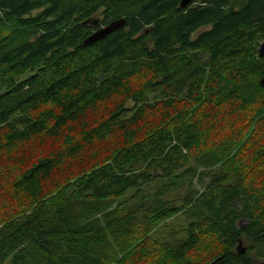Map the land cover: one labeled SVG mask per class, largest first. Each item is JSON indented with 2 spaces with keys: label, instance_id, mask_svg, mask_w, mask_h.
Segmentation results:
<instances>
[{
  "label": "trees",
  "instance_id": "16d2710c",
  "mask_svg": "<svg viewBox=\"0 0 264 264\" xmlns=\"http://www.w3.org/2000/svg\"><path fill=\"white\" fill-rule=\"evenodd\" d=\"M88 19L125 24L84 45ZM263 42L264 0H0V163L46 147L0 166V264H264Z\"/></svg>",
  "mask_w": 264,
  "mask_h": 264
},
{
  "label": "rangeland",
  "instance_id": "374dc122",
  "mask_svg": "<svg viewBox=\"0 0 264 264\" xmlns=\"http://www.w3.org/2000/svg\"><path fill=\"white\" fill-rule=\"evenodd\" d=\"M98 18H99V20H101L100 15H99ZM202 30H204V29L199 30L196 34H198L199 32H201ZM156 95H157L156 93L150 94L146 98L147 101H149V104H151L152 100L156 97ZM132 107H133V103L132 102H128L126 104V106H125V108H128V109H131ZM217 130H218L217 133L219 135H221L223 132H225V130H223V129H217ZM263 133H264V129L262 130V133L261 134H263ZM29 147H30V149H29ZM18 148H21V150H19ZM40 148H42V149L40 150ZM44 148H46V147H44L43 144H36V145H31V146H29V144L19 145L16 149L12 150V152H11L12 154L10 153L11 160L10 161H7V162L0 163V166H3L5 164L10 165V164H13L15 162H18L20 159H24L23 156H25L28 153H31V154L28 155L29 157H32V156L35 157V156H37L39 154H42V151H43ZM25 149H27V150H25ZM23 153H25V155H23ZM85 157H86V154L83 155V156H81L80 158H78L76 160L71 161V163H68V164L65 165L66 167L63 166L62 170H65V168H67V167H69V168H67V170H70L72 167H73V169H75V168L80 169V167L82 165L81 162L83 163V161L85 160L84 159ZM206 157L207 156H203L202 158H198V161L197 162H192V163H190V165L193 166L194 170L203 171V168L205 167L203 165L204 164V159ZM239 159L241 160V163L242 162L243 163L241 164V163H238L236 161H233V164L230 167L231 169L232 168H235V169L238 170V168H239L240 169L239 171L241 172L242 176L244 177V179H246V181L249 182V184H251V183L252 184H255L253 182H257V181L261 180V177H260V174H261L260 171H261V169L259 167L256 168L254 166L249 167L250 166V163H251L250 156H248L246 153H244V155H242V157L239 158ZM229 162H230V159H228V158L227 159H221L218 162H216L217 163L216 166L223 167L225 164H227V165L230 166L231 164H229ZM224 168H227V167H224ZM230 168H229V170H230ZM215 169H217V168H214V170ZM58 176H59V174H58ZM257 185H259V184H257ZM184 191H185V185H181L177 189H175L172 192L168 193L165 196V200H169V201L176 202L177 200H179V197L184 193ZM125 198H126V196L124 198H121V199H117V200H113V201L112 200L106 201V202H104L101 205V208H103V211H110V210H116L117 211V209H121L120 208V206H121L120 205V202L123 199H125ZM182 223H183L182 219H180L179 216H177V217H174V218L170 219L168 222L166 221L165 223H161V224L157 225V227H151L149 229V234H148V239L150 237L151 238V241L145 246V249L144 250H148L150 252L149 255L155 254L154 252L156 251V249H154V247H157L158 245H160L161 241H164L163 238L165 237V230L168 229L169 227L180 226V225H182ZM243 223L244 222H240V225L242 226ZM242 246L245 247V248H247V246H248L244 240H242ZM202 248H203L202 245L199 246L195 250V252L193 253L194 261L197 262V263H201L202 261L206 260L208 258V256H209L208 253H207V251H203Z\"/></svg>",
  "mask_w": 264,
  "mask_h": 264
},
{
  "label": "water",
  "instance_id": "95a60500",
  "mask_svg": "<svg viewBox=\"0 0 264 264\" xmlns=\"http://www.w3.org/2000/svg\"><path fill=\"white\" fill-rule=\"evenodd\" d=\"M190 1L191 0H180V7L181 8L186 7L190 3ZM84 24H90L97 28L90 36H88L83 41L84 45H90L92 43H95L97 41L104 39L107 35L122 28L125 24V20L117 19V20L110 22L108 25L104 27H100V28H98V20H95V19H88L84 22ZM258 53H259V57H264V42L258 48ZM260 84L261 86H264V76L261 78ZM236 251L240 254H243L246 251V248L242 246L241 240L238 241V244L236 246Z\"/></svg>",
  "mask_w": 264,
  "mask_h": 264
},
{
  "label": "bare ground",
  "instance_id": "6f19581e",
  "mask_svg": "<svg viewBox=\"0 0 264 264\" xmlns=\"http://www.w3.org/2000/svg\"><path fill=\"white\" fill-rule=\"evenodd\" d=\"M120 5H121V4H120ZM70 66H71V65H70ZM60 104H61V103H60ZM62 109H63V108H62ZM39 112H40V111H39ZM59 113H60V112H59ZM47 123H48V122H47ZM27 130H28V129H27ZM43 133H44V131H43ZM37 134H38V133H37ZM37 134H36V135H37ZM44 134H45V133H44ZM53 135H54V134H53ZM37 136H38V135H37ZM35 137H36V136H35ZM35 137H34V138H35ZM51 137H52V136H51ZM31 138H32V137H31ZM55 138H57V137L54 136V139H55ZM35 139H36V138H35ZM43 139H44V138H43ZM54 139H53V140H54ZM25 140H26V138H25ZM29 140H31V139H29ZM29 140H28V141H29ZM41 140H42V138H41ZM63 140H64V139H63ZM63 140H62V141H63ZM33 141H34V140H33ZM39 141H40V139H39ZM43 141H44V140H43ZM64 142H65V141H64ZM25 143H26V142H25ZM31 143H33V142H31ZM31 143H30V144H31ZM51 143H52V141H51ZM60 143H61V142H60ZM22 144H23V143H22ZM30 144H29V146H31ZM57 144H58V143H57ZM61 144H62V143H61ZM32 145H33V144H32ZM26 146H27V145H26ZM26 146H25V147H26ZM38 146H39V145H38ZM25 147H24V148H25ZM42 147H43V146H42ZM47 147H48V146H47ZM21 148H22V147H21ZM21 148H18V149L21 150ZM12 149H13V148H12ZM18 149H17V150H18ZM29 149H30V147H29ZM37 149H38V148H37ZM41 149H42V148H40V150H41ZM44 149H45V148H44ZM51 149H52V148H51ZM25 150H27V149H25ZM31 150H32V149H31ZM34 150H35V149H34ZM52 150H53V149H52ZM35 151H36V150H35ZM37 151H38V150H37ZM60 151H61V149H60ZM19 152H20V151H19ZM42 153H43V151H42ZM44 153H45V152H44ZM57 153H58V151H57ZM60 153H61V152H60ZM11 154H12V153H11ZM34 154H35V153H34ZM45 154H46V153H45ZM20 155H21V154H20ZM23 155H25V153H23ZM26 156H27V155H26ZM39 156H40V155H39ZM42 156H43V155H42ZM70 156H71V155H70ZM23 157H24V156H23ZM28 157H29V156H28ZM56 157H57V156H56ZM35 158H36V157H35ZM37 158H38V157H37ZM43 158H44V157H43ZM46 158H47V157H46ZM72 158H73V157H72ZM15 159H16V158H15ZM19 159H20V158H19ZM19 159H18V160H19ZM1 161H2V159H1ZM27 161H28V160H27ZM65 161H66V160H65ZM38 162H39V161H38ZM31 163H33V161H32ZM70 163H71V162H70ZM74 163H75V162H74ZM81 163H82V162H81ZM242 163H243V162H242ZM27 165H28V163H27ZM52 165H53V164H52ZM63 165H65V164H63ZM63 165H62V166H63ZM72 165H73V164H72ZM74 165H75V164H74ZM79 165H80V164H79ZM82 165H83V164H82ZM89 165H90V164H89ZM246 165H247V164H246ZM13 166H14V165H13ZM17 166H18V165H17ZM23 166H24V164H23ZM57 166H58V162H57ZM59 166H60V165H59ZM64 167H66V166H64ZM246 167H247V166H246ZM27 168H28V166H27ZM30 168H31V167H30ZM57 168H58V167H57ZM57 168H56V169H57ZM62 168H63V167H62ZM67 168H69V167H67ZM67 168H65V171L67 170ZM70 168H71V167H70ZM72 168H73V167H72ZM72 168H71V169H72ZM240 168H241V167H240ZM40 169H41V168H40ZM21 170H22V169H21ZM51 170H52V168H51ZM238 170H239V169H238ZM39 171L41 172V170H39ZM52 171H53V170H52ZM58 171H60V169H59ZM236 171H237V169H236ZM25 172H26V171H25ZM27 172H28V171H27ZM50 172H51V171H50ZM15 173H16V172H15ZM60 173H61V172H59V175H60ZM66 173H67V172H66ZM61 174H62V173H61ZM243 174H244V173H243ZM39 175H40V174H39ZM44 175H45V174H44ZM62 175H63V174H62ZM25 176H26V175H25ZM65 176H66V175H65ZM65 176L63 175V177H65ZM247 176H248V175H247ZM63 177H62V178H63ZM53 178H54V177H53ZM53 178H52V179H53ZM66 178H67V177H66ZM35 179H36V178H35ZM43 179H44V178H43ZM63 179H64V178H63ZM15 180H16V179H15ZM39 180H40V179H39ZM44 180H45V179H44ZM245 180H246V179H245ZM3 181H4V180H3ZM16 182H17V181H16ZM50 182H51V181H50ZM58 182H59V180H58ZM35 184H36V183H35ZM35 184H34V185H35ZM55 184H56V182H55ZM58 184H59V183H58ZM58 184H57V186H58ZM41 185H43V184H41ZM60 185H61V184H60ZM25 186H26V185H25ZM38 186H39V185H38ZM54 186H55V185H54ZM32 187H33V185H32ZM40 187H41V186H39V188H40ZM48 187H49V186H48ZM19 188H20V186H19ZM50 188H51V187H50ZM250 188H251V187H250ZM24 189H25V187H24ZM27 189H28V188H27ZM23 191H24V190H23ZM37 191H38V190H37ZM27 192H28V191H27ZM39 192H40V191H39ZM16 193H17V192H16ZM22 193H23V192H22ZM0 194H1V193H0ZM26 195H27V194H26ZM40 195H41V194H40ZM3 196H5V194H4ZM5 197H6V196H5ZM16 197H17V196H16ZM42 197H43V196H42ZM29 198H30V197H29ZM242 198H243V197H242ZM10 199H11V198H10ZM0 200H1V199H0ZM2 200H3V199H2ZM24 201H25V200H24ZM101 205H102V204H101ZM97 208H98V207H97ZM97 208H96V209H97ZM14 209H15V208H14Z\"/></svg>",
  "mask_w": 264,
  "mask_h": 264
},
{
  "label": "flooded vegetation",
  "instance_id": "af4514ba",
  "mask_svg": "<svg viewBox=\"0 0 264 264\" xmlns=\"http://www.w3.org/2000/svg\"><path fill=\"white\" fill-rule=\"evenodd\" d=\"M97 20V19H96ZM104 27V26H103ZM96 30V29H95Z\"/></svg>",
  "mask_w": 264,
  "mask_h": 264
}]
</instances>
